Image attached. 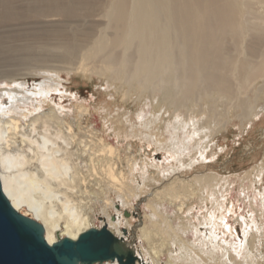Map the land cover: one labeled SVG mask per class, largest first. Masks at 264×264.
I'll return each instance as SVG.
<instances>
[{"label": "bare ground", "instance_id": "bare-ground-1", "mask_svg": "<svg viewBox=\"0 0 264 264\" xmlns=\"http://www.w3.org/2000/svg\"><path fill=\"white\" fill-rule=\"evenodd\" d=\"M0 1V26L31 25L0 35V183L48 244L105 226L129 247L122 211L154 186L132 247L141 262L264 264V155L237 188L249 209L235 220L241 235L229 178H181L216 158L230 126L264 121V0ZM60 71L106 83L99 109L116 107L115 144L86 123L90 105Z\"/></svg>", "mask_w": 264, "mask_h": 264}, {"label": "rangeland", "instance_id": "rangeland-1", "mask_svg": "<svg viewBox=\"0 0 264 264\" xmlns=\"http://www.w3.org/2000/svg\"><path fill=\"white\" fill-rule=\"evenodd\" d=\"M24 1V0H23ZM16 1L15 7L18 9L28 8V5L32 3L30 0H25L26 2ZM28 3V4H27ZM30 6V5H29ZM1 8V1H0ZM26 8V9H27ZM30 25V24H28ZM28 25H2L0 26V35L6 34L8 32H12L18 29L29 28ZM31 27V25H30ZM78 62V61H77ZM73 65L66 64H58L60 68L65 69H73L79 65V62ZM73 67V68H72ZM29 74H34L33 72H28ZM59 75L62 76L64 85L67 88L72 89L73 92L79 93L78 95L81 97V101H84L87 105H90L91 113L86 118V123H91L94 128L102 135L106 137L110 143H116L115 137L112 135L111 130L108 129L109 126V115H116V107L115 105H109L107 108V112L99 109L100 105L105 103L109 98L106 97V83L99 79L96 76L92 78L86 76L83 77L81 74L67 73L66 71H60ZM34 76V77H33ZM40 79L38 75H32L27 77V79H21L18 82H27L28 84H36L37 80ZM32 87V86H30ZM120 99H117V103L120 106H124L126 110L133 112L136 109V106H133L131 103L121 104ZM65 103L63 105L70 106V101L68 99H64ZM122 112V110H121ZM255 126V127H254ZM250 130H246V132L241 133L239 126H230L228 130L222 133L218 138V142L222 148V151L219 152L217 149V156L213 159L212 162H207L208 165L200 166L191 172L183 173L181 178L186 180L193 179L197 176L204 174H216L219 177H227L231 181L235 191L232 193V197H228L236 204V212L231 213L230 222L235 225L240 233V224L239 221H235L240 217V215L248 218L249 214L248 208L244 207L241 202H239L238 197V185L240 183V179L243 174L249 171L253 166L258 164L263 155H264V121L257 122ZM251 131V132H250ZM243 134V135H242ZM263 140V141H262ZM252 144V145H251ZM121 145V144H120ZM125 148V143L123 146ZM136 151V152H135ZM134 156L138 157V151L136 147L133 149ZM224 152V153H222ZM154 155V159L157 162L162 161V156L155 155V152H152ZM154 186H149L146 190V195L140 196L135 202L132 209H126L122 211V215L124 219L130 218V225L128 226L129 232L126 229H122L123 235H126L128 238L129 246L137 247L138 249L141 246V240L139 238V229L142 227L144 222V215L146 213L145 205L147 200L151 197L152 192L154 191ZM230 201H228L229 204ZM189 206H195L196 209L193 210L195 213V217H200L201 213L204 214L205 209L200 208V203L198 200L191 201L188 203ZM169 205V204H166ZM230 207V205H228ZM167 209V215L174 218L175 208L169 206ZM211 209V205L208 206V210ZM125 211V212H124ZM127 213L128 216L125 215ZM131 214V216H129ZM96 218L94 224L96 227L100 228V223L102 221L101 215ZM180 220L172 223L173 226H177ZM142 224V225H141Z\"/></svg>", "mask_w": 264, "mask_h": 264}, {"label": "water", "instance_id": "water-1", "mask_svg": "<svg viewBox=\"0 0 264 264\" xmlns=\"http://www.w3.org/2000/svg\"><path fill=\"white\" fill-rule=\"evenodd\" d=\"M126 216L127 213H125ZM145 264L107 227L91 228L76 240L48 244L37 221L18 213L0 183V264Z\"/></svg>", "mask_w": 264, "mask_h": 264}]
</instances>
